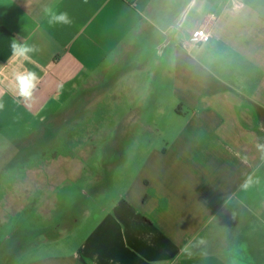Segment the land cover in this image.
<instances>
[{"label": "crops", "instance_id": "obj_1", "mask_svg": "<svg viewBox=\"0 0 264 264\" xmlns=\"http://www.w3.org/2000/svg\"><path fill=\"white\" fill-rule=\"evenodd\" d=\"M49 4L72 24L49 26ZM197 28L210 41L184 48ZM13 38L37 46L33 62L9 63ZM0 67V129L54 119L92 70L99 107L120 120L116 134L134 136L140 117L155 135L122 193L81 222L71 213L24 264H264V0H0ZM25 68L40 78L29 101L12 80ZM3 150L1 168L11 157L20 165V148L8 160ZM3 201L0 215L10 213Z\"/></svg>", "mask_w": 264, "mask_h": 264}, {"label": "rangeland", "instance_id": "obj_2", "mask_svg": "<svg viewBox=\"0 0 264 264\" xmlns=\"http://www.w3.org/2000/svg\"><path fill=\"white\" fill-rule=\"evenodd\" d=\"M178 40L179 36L173 43L177 44ZM175 46L171 45L169 52ZM165 47H159L165 52L164 57L168 51ZM111 76L112 72L108 73L107 79ZM95 77L97 72L91 70L89 87L74 88L75 94L66 102L58 103L54 119L47 118L46 124L43 123L44 114L40 113L30 124L19 127L13 124L9 129H0L2 155L7 160L16 153L14 148L22 150L20 165L11 157L4 168L0 167L6 170L0 177V197L11 190L8 199L0 200V205L1 201L6 203L4 207L10 212L0 215V264H24L32 258L37 246L59 236L60 228L56 224L60 226L63 219L72 217L71 213L75 212L81 222L85 209L108 205L105 203L108 198L111 202L124 191L126 179L143 160L145 146L153 141L155 135L151 130H143L147 120L140 117L132 120L134 136L116 134L120 120L110 104L99 107ZM166 116L168 106L160 112L159 121L166 122ZM162 122H158L159 129H162ZM122 127L127 129L129 123ZM17 131H23L24 136H16ZM113 145L118 146L119 151L111 149ZM56 155L57 166L50 167L48 161ZM39 162L43 163L41 174L28 176ZM23 178L26 182H16ZM103 195L107 198L102 199ZM50 209H53L50 216L42 214Z\"/></svg>", "mask_w": 264, "mask_h": 264}, {"label": "clouds", "instance_id": "obj_3", "mask_svg": "<svg viewBox=\"0 0 264 264\" xmlns=\"http://www.w3.org/2000/svg\"><path fill=\"white\" fill-rule=\"evenodd\" d=\"M43 17L46 19L49 26H67L72 24V18L67 11H59L53 5H45L42 8ZM38 52V48L34 44H29L27 40L19 41L13 38L10 42V57L9 63L25 61L33 62L32 54ZM0 76H5L4 69L0 67ZM12 80L15 85L16 95L24 101H29L33 97L40 78L36 72L23 69L17 70L12 74ZM3 93L0 92V95ZM4 108V104L0 101V110ZM261 150H264V145H258ZM252 182V178L249 177L245 183L247 187ZM183 252L189 256L192 255L188 248L183 249Z\"/></svg>", "mask_w": 264, "mask_h": 264}, {"label": "built area", "instance_id": "obj_4", "mask_svg": "<svg viewBox=\"0 0 264 264\" xmlns=\"http://www.w3.org/2000/svg\"><path fill=\"white\" fill-rule=\"evenodd\" d=\"M210 39L211 34L209 31L203 28H197L191 33L190 37L182 43V46L186 49L197 48L209 42Z\"/></svg>", "mask_w": 264, "mask_h": 264}]
</instances>
